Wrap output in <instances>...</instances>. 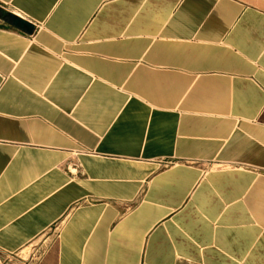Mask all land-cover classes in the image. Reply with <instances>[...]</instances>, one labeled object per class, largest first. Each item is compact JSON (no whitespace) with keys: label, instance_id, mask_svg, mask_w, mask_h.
Listing matches in <instances>:
<instances>
[{"label":"crops","instance_id":"obj_1","mask_svg":"<svg viewBox=\"0 0 264 264\" xmlns=\"http://www.w3.org/2000/svg\"><path fill=\"white\" fill-rule=\"evenodd\" d=\"M0 264H264V0H0Z\"/></svg>","mask_w":264,"mask_h":264},{"label":"water","instance_id":"obj_2","mask_svg":"<svg viewBox=\"0 0 264 264\" xmlns=\"http://www.w3.org/2000/svg\"><path fill=\"white\" fill-rule=\"evenodd\" d=\"M10 21H12L18 28L24 30V31H29L32 29V26L28 24L27 22L20 20L18 18H15L13 16L9 17Z\"/></svg>","mask_w":264,"mask_h":264}]
</instances>
